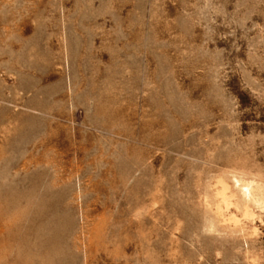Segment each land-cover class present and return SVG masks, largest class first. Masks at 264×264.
<instances>
[{"label": "rangeland", "instance_id": "1", "mask_svg": "<svg viewBox=\"0 0 264 264\" xmlns=\"http://www.w3.org/2000/svg\"><path fill=\"white\" fill-rule=\"evenodd\" d=\"M0 264H264V0H0Z\"/></svg>", "mask_w": 264, "mask_h": 264}, {"label": "bare ground", "instance_id": "2", "mask_svg": "<svg viewBox=\"0 0 264 264\" xmlns=\"http://www.w3.org/2000/svg\"><path fill=\"white\" fill-rule=\"evenodd\" d=\"M251 197L250 184H242L233 189L227 181L219 179L212 200L214 215L229 225H246L256 217L251 207Z\"/></svg>", "mask_w": 264, "mask_h": 264}]
</instances>
